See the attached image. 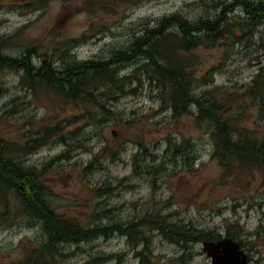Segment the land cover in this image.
<instances>
[{"label":"rangeland","instance_id":"rangeland-1","mask_svg":"<svg viewBox=\"0 0 264 264\" xmlns=\"http://www.w3.org/2000/svg\"><path fill=\"white\" fill-rule=\"evenodd\" d=\"M233 1L117 0L118 5L115 0H0V50L17 58L29 50L36 66L47 56L56 67L104 61L164 16L214 15ZM245 16L237 7L229 18ZM71 42L75 46L66 50ZM199 53V87L194 93L219 86L220 92L240 95L248 109L245 125L263 139L264 94L251 99L247 91L254 80L264 82V19L232 49L225 52L220 44ZM135 66L128 64L120 73H130ZM206 73L213 82L203 80ZM139 78L141 83L131 85L135 93L105 99V106L116 113L105 118L97 108L84 114L81 107L43 88L32 96L20 85L18 73H0V138L18 148L15 157L26 166L47 164L45 198L58 213L86 227L139 223L149 211H160L173 222L222 236L226 226L234 227L231 230L241 234L243 249L251 256L249 264H264V169L244 177L238 174V181L225 177L211 156L210 126L202 125L209 131L201 129L191 114L173 118L161 107L155 88ZM55 124L65 140L56 136L37 149L27 145L32 134ZM135 154H140L136 170ZM104 183L115 189L113 193L95 195L92 189ZM149 234L153 254L147 263L138 255L142 247L131 249L118 233L61 245L67 254L62 263L83 264L97 255H111L113 259L102 264H175L171 259L182 249L156 230ZM42 238L35 221L0 223V264H23L25 254L30 255ZM191 250L197 254L188 264H211L202 242L192 244Z\"/></svg>","mask_w":264,"mask_h":264},{"label":"trees","instance_id":"trees-1","mask_svg":"<svg viewBox=\"0 0 264 264\" xmlns=\"http://www.w3.org/2000/svg\"><path fill=\"white\" fill-rule=\"evenodd\" d=\"M115 1L120 5L126 0ZM238 5L245 6V18L230 19V13ZM217 11L214 15L193 19L181 13L164 16L153 26L146 27L127 47L112 52L111 57L104 61H76L56 67L47 56L36 66L30 59L29 50L27 55L20 58L0 50V73L7 70L18 73L20 85L28 87L32 96L43 88L81 107L84 114L90 115L91 110L97 108L105 118L116 117V113L105 106V99L116 100L135 93L137 89L131 85L141 83V77L155 88L161 107L169 110L173 118L191 114L199 127L204 124L210 126L211 156L217 160L224 176L238 181V177H235L238 174L244 177L264 169V138L254 136V131L245 125L244 116L248 109L241 103L240 95L220 92L219 86L203 94L194 93L199 87L196 83L197 67L201 62L199 51L220 44L225 47V52L232 49L263 22L264 0H234ZM73 46L75 44L71 42L65 48L68 50ZM131 63H136L133 71L121 74V70ZM206 75L203 80L213 82ZM247 93L251 99L261 98L264 82L254 80ZM207 126L201 129L204 127L207 130ZM56 136L60 140L67 137L59 124L44 126L41 132L39 130L32 134L26 143L33 145L32 149H37ZM17 150L12 142L0 138V223L12 225L22 218L35 221L39 223L43 236L38 246L31 248L32 253L25 254L23 264H63L67 254L61 245L89 242L99 237L109 238L116 233L126 238L131 249L141 246V254H137L142 263H147L153 254L149 234L153 230L182 249L179 256L171 259L175 264H188L197 254L191 250L192 244L217 240L222 236L212 230H198L192 224L173 222L160 211H149L139 223L114 222L107 226L86 227L76 218L58 213L45 198L48 190L44 182L47 164L40 168L26 166L15 157ZM102 152L106 154L104 149ZM139 155L133 156L135 170ZM114 190L107 183L92 189L95 195L111 194ZM232 228L226 226L225 236L244 246L241 234L233 232ZM112 257L97 255L83 264H102Z\"/></svg>","mask_w":264,"mask_h":264},{"label":"water","instance_id":"water-1","mask_svg":"<svg viewBox=\"0 0 264 264\" xmlns=\"http://www.w3.org/2000/svg\"><path fill=\"white\" fill-rule=\"evenodd\" d=\"M202 251L210 258L211 264H248V254L238 242L227 237L204 241Z\"/></svg>","mask_w":264,"mask_h":264},{"label":"bare ground","instance_id":"bare-ground-1","mask_svg":"<svg viewBox=\"0 0 264 264\" xmlns=\"http://www.w3.org/2000/svg\"><path fill=\"white\" fill-rule=\"evenodd\" d=\"M238 8H241V10H243V12L245 11V6H242V5L239 6V5H238ZM73 79H74V78L71 77V80H72V81H73ZM69 80H70V79H69ZM65 83H66V82H65ZM67 84H68V83H66V85H67ZM76 84H77V82L74 83V85H76ZM194 106L196 107V105H194ZM191 109H193V106L191 107ZM58 158H59V156H58Z\"/></svg>","mask_w":264,"mask_h":264}]
</instances>
